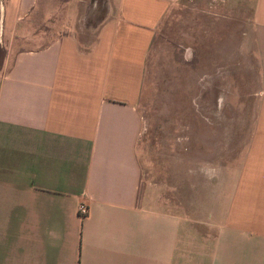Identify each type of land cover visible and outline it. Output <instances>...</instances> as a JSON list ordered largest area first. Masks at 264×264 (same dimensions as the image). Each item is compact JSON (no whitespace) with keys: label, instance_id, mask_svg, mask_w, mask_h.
<instances>
[{"label":"crops","instance_id":"crops-1","mask_svg":"<svg viewBox=\"0 0 264 264\" xmlns=\"http://www.w3.org/2000/svg\"><path fill=\"white\" fill-rule=\"evenodd\" d=\"M175 1L0 0V264H176L187 218L150 206L136 153L149 45ZM249 28L254 114L207 264H264V0Z\"/></svg>","mask_w":264,"mask_h":264},{"label":"rangeland","instance_id":"rangeland-1","mask_svg":"<svg viewBox=\"0 0 264 264\" xmlns=\"http://www.w3.org/2000/svg\"><path fill=\"white\" fill-rule=\"evenodd\" d=\"M252 3L176 0L149 45L137 104L136 153L150 206L176 205L187 218L176 264H207L220 194L227 196L239 167L237 154L258 87L249 33ZM97 12L88 7L81 24H95ZM44 15L50 26L34 19L35 28L55 30L60 10ZM224 181L228 188L221 187Z\"/></svg>","mask_w":264,"mask_h":264},{"label":"built area","instance_id":"built-area-1","mask_svg":"<svg viewBox=\"0 0 264 264\" xmlns=\"http://www.w3.org/2000/svg\"><path fill=\"white\" fill-rule=\"evenodd\" d=\"M76 211L78 217H84L87 214L88 207L85 203L81 202L77 205Z\"/></svg>","mask_w":264,"mask_h":264}]
</instances>
